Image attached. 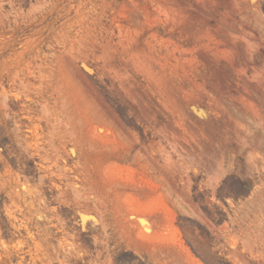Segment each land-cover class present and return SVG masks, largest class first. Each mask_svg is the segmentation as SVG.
I'll return each mask as SVG.
<instances>
[{
	"label": "rangeland",
	"instance_id": "rangeland-1",
	"mask_svg": "<svg viewBox=\"0 0 264 264\" xmlns=\"http://www.w3.org/2000/svg\"><path fill=\"white\" fill-rule=\"evenodd\" d=\"M0 264H264V0H0Z\"/></svg>",
	"mask_w": 264,
	"mask_h": 264
}]
</instances>
